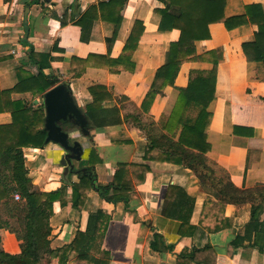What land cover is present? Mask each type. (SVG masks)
<instances>
[{
	"label": "crops",
	"instance_id": "obj_1",
	"mask_svg": "<svg viewBox=\"0 0 264 264\" xmlns=\"http://www.w3.org/2000/svg\"><path fill=\"white\" fill-rule=\"evenodd\" d=\"M101 1L109 0H0V90L15 87L18 68L33 67L30 47L36 52L51 54L54 59L45 73L56 77L59 84L69 86L75 102L88 119V134L71 122L65 123L66 129L72 132V140H78L84 148L81 159L73 161L74 169L87 167L92 149L100 159L94 169L97 186L110 185L119 163L150 167L143 183L134 185L137 196L128 205L107 202L92 190L79 212L72 207V188L68 187L62 200L54 203L50 219L52 250L70 244L78 231L87 230L90 214L102 210L110 221L103 235L90 248V254L107 264H176L177 254L184 248H201L207 244L216 250L217 264H264V212L260 217L263 227L248 230L251 205L227 204L222 229L203 233L199 223L205 198L215 199L212 185L203 186L194 172L182 165L143 159L150 142L149 133H165L162 122L168 119L177 102V88L188 85L191 70L207 71L214 65L201 61L184 63L175 85L167 86L151 105L142 108L158 70L169 62L170 44L179 39L180 31L159 30L166 12L161 1L126 0L121 11L123 20L110 50L108 39L114 34L115 24L99 17L92 27L89 42H82V29L75 20L89 6ZM115 2L118 6L121 4V0ZM250 4H260L264 8V0H226L225 14H242ZM137 21L138 45L131 57L113 66L112 71L87 67L81 77H74L71 66L75 57L85 59L95 54L119 58ZM256 31L257 26L253 24L228 31L223 24L217 23L210 26V39L195 43L199 55L222 50L215 98L208 107L213 117L208 133L211 151L207 156L241 189L264 185V66L248 63L242 49L243 43L254 39ZM31 70L35 72L34 68ZM163 83L161 81L157 88L161 89ZM95 85L105 86L111 98L104 99L102 107L89 112L93 103L89 88ZM16 100L36 107L44 104V95L4 93L0 125L12 122ZM197 112L192 106L187 116H196ZM235 127H240L239 134H235ZM23 151L29 178L36 189L56 191L67 181H78L76 172H65L62 158L66 151L59 144L50 142L43 148H24ZM127 178L131 180V173ZM169 186L182 188L193 200V205L189 204L193 206L189 224L198 227L193 238L180 235V221L163 215ZM175 199L185 201L184 197L176 196ZM180 210L174 204L170 212L179 214ZM217 223L215 219L209 221L211 227ZM156 233L165 242L161 246L163 251L151 246ZM0 240L6 253L21 252L20 242L9 231L0 229ZM235 240L240 246L229 254V245ZM169 245L173 250L166 248ZM76 260L74 252L62 260L57 253H52L40 264H76Z\"/></svg>",
	"mask_w": 264,
	"mask_h": 264
},
{
	"label": "trees",
	"instance_id": "obj_2",
	"mask_svg": "<svg viewBox=\"0 0 264 264\" xmlns=\"http://www.w3.org/2000/svg\"><path fill=\"white\" fill-rule=\"evenodd\" d=\"M115 1H101L97 5H91L75 20V24L82 29V42H89L92 27L99 17L102 21L115 24L114 34L111 39H108L110 50L123 20L121 11L126 0H121L119 6ZM159 1L165 5L166 9L160 21L159 30L163 32L179 30L180 37L170 44L169 62L158 70L155 82L142 103V108L151 105L156 95L163 93L167 86L175 85L176 77L184 63L201 61L212 63L214 67L207 71H190L188 85L177 88L179 91L177 102L171 115L162 122L165 133H149L150 142L143 159L182 165L192 170L203 186L207 183L212 185L213 195L217 201L211 196H207L204 200L199 223L203 233L207 230L209 233H216L222 229L227 204L239 207L250 204L251 221L247 229L262 228L263 223L260 217L264 212V185L248 189L236 187L227 172L222 169L217 170L215 163L207 156L211 151L208 133L213 117L208 107L215 98L218 64L222 59V50L214 49L199 55L195 43L211 38L212 24L221 23L228 31L253 24L257 26V31L253 40L243 43V55L248 63H262L264 66V8L260 4H250L245 6L244 13L227 16L225 14L226 0ZM61 21H64L63 16ZM138 28L137 21L123 53L117 59L109 55L95 54H90L85 59L73 58L71 69L74 77H81L87 67L112 71L113 66L131 57L138 45L136 37ZM29 57L33 61L32 68L35 72H32V68L24 67L16 70L18 82L15 87L0 90V112L3 110L2 95L4 93L30 92L34 96H39L59 84L56 77L45 73L54 59L51 54L36 52L33 47H30ZM161 81L164 83L159 89L157 85ZM89 92L93 97L89 112L102 107L104 99L111 98L105 86H92ZM192 106L198 112L196 116H187ZM45 123V104L33 107L22 100H16L13 103L12 122L0 125V229L14 234L21 247L19 254H9L2 249L0 240V264H40L52 253H57L62 260L72 252L77 254L76 264H107L92 256L90 248L103 235L110 217L102 210L92 212L85 232L78 231L70 244L52 250L50 219L53 215L54 203L62 200L67 194L68 187H71L72 207L79 212L84 208L92 190H95L107 202L113 204L123 202L128 205L137 196L134 185L143 183L145 173L150 170V167L147 164L119 163L110 185L97 186V175L94 169L100 159L96 150L92 149L87 171H80L77 182L67 181L56 191L46 192L36 189L29 178L23 149L43 148L48 144ZM62 127L66 129L65 124H62ZM239 128L235 127V134H239ZM250 134H253L252 129ZM128 173H131V180L127 178ZM15 194L20 195L19 200L14 198ZM176 196L182 199L184 197L185 201L178 202L175 199ZM192 202L193 200L182 188L169 186L163 207L164 216L181 222L180 235L191 238L197 235L198 229L189 224L193 210ZM174 204L181 208L179 214L170 212ZM189 204L192 205L189 206ZM211 219L218 221L215 227L209 224ZM164 245L163 237L156 233L151 243L152 248L163 251L161 246ZM239 246L238 240L231 242L229 254ZM166 248L173 250L172 245ZM217 258L216 250L207 244L201 248L196 246L184 248L177 254L176 264H217Z\"/></svg>",
	"mask_w": 264,
	"mask_h": 264
},
{
	"label": "water",
	"instance_id": "obj_3",
	"mask_svg": "<svg viewBox=\"0 0 264 264\" xmlns=\"http://www.w3.org/2000/svg\"><path fill=\"white\" fill-rule=\"evenodd\" d=\"M44 104L46 109L45 129L47 131L46 142H54L63 147L66 154L62 158V165L65 172H86L87 169L75 170L73 161L80 160L84 152L83 145L72 140V132L64 129L62 124L71 122L80 128L84 134H88V119L75 102L73 92L64 83L56 85L44 94Z\"/></svg>",
	"mask_w": 264,
	"mask_h": 264
},
{
	"label": "built area",
	"instance_id": "obj_4",
	"mask_svg": "<svg viewBox=\"0 0 264 264\" xmlns=\"http://www.w3.org/2000/svg\"><path fill=\"white\" fill-rule=\"evenodd\" d=\"M14 198H15L16 200H19V199H20V195H19V194H15Z\"/></svg>",
	"mask_w": 264,
	"mask_h": 264
},
{
	"label": "rangeland",
	"instance_id": "obj_5",
	"mask_svg": "<svg viewBox=\"0 0 264 264\" xmlns=\"http://www.w3.org/2000/svg\"><path fill=\"white\" fill-rule=\"evenodd\" d=\"M218 170V169H217Z\"/></svg>",
	"mask_w": 264,
	"mask_h": 264
}]
</instances>
